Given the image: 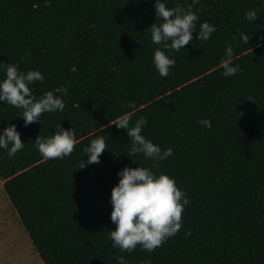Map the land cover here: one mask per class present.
I'll return each mask as SVG.
<instances>
[{
    "label": "trees",
    "instance_id": "trees-1",
    "mask_svg": "<svg viewBox=\"0 0 264 264\" xmlns=\"http://www.w3.org/2000/svg\"><path fill=\"white\" fill-rule=\"evenodd\" d=\"M161 2L192 4L198 17L179 52L152 43L155 0H0V81L8 63L37 70L44 80L33 95L52 91L65 103L25 126L21 110L0 101V132L14 124L24 141L12 157L0 148V177L44 264H118L121 255L127 264H264V0ZM252 9L255 21L245 16ZM204 21L216 31L200 41ZM228 44L241 70L226 77ZM156 48L176 61L167 77L153 64ZM124 114L133 125L145 117L141 134L173 155L127 156L131 138L110 123ZM59 124L74 131L75 149L45 160L35 138ZM97 137L107 146L101 163L77 168ZM126 166L169 175L190 201L181 229L152 252L112 247L111 190Z\"/></svg>",
    "mask_w": 264,
    "mask_h": 264
},
{
    "label": "clouds",
    "instance_id": "clouds-1",
    "mask_svg": "<svg viewBox=\"0 0 264 264\" xmlns=\"http://www.w3.org/2000/svg\"><path fill=\"white\" fill-rule=\"evenodd\" d=\"M198 2L199 0H192L193 4ZM154 9L159 23H153L149 27L153 44L163 45L164 49L179 52L192 42L198 19L192 11V4L185 9L180 5L167 7L161 0H155ZM245 16L248 20L255 21L257 10H249ZM215 31L214 25L204 21L200 24L196 39L207 41ZM240 39L245 44H249V35L240 33ZM233 40H236L235 36ZM233 55V47L228 44L225 58L220 62V67L223 69L222 74L226 77L234 76L241 70L239 65L233 66ZM175 63L176 61L169 58L161 48L154 50L153 64L162 77L169 75V70L175 66ZM43 80L44 76L37 70L24 73L20 72L15 64L6 65V76L0 81V101L21 110L19 116L23 118L25 126L40 121V117L46 112L63 111L65 108L63 99L54 95L52 91L45 92L39 99L33 95L30 85L36 81L43 82ZM56 91L67 94L68 90L60 88ZM126 106L134 110L135 102L130 101ZM242 114L239 113V115ZM110 123L119 129L126 130L131 138L132 147L127 155L130 158L143 154L155 162L173 155L171 148L162 151L158 145L141 134L143 127L147 124L145 117L141 116L133 125L131 114H124ZM198 123L208 129L212 127L209 119H201ZM76 143L74 131L66 130L60 124L57 125V130L53 135L46 138L38 135L35 138V146L45 160L63 159L70 156ZM23 147L24 141L16 125H9L0 132V148L6 149L9 157L15 155ZM106 149L103 137L93 139L83 149L88 155L87 162L83 159L77 168L83 169L86 164H100V157ZM153 166L158 168L159 164L154 163ZM117 174L120 179L111 190L110 219L116 225L115 230L109 231L112 247L118 248L121 252L131 253L139 245L143 250L152 252L181 229L184 206L190 201L177 187L175 180L167 174L156 175L149 168L140 166L135 168L126 166ZM186 235H191V232H187ZM116 259L118 264H127L122 255L117 256Z\"/></svg>",
    "mask_w": 264,
    "mask_h": 264
},
{
    "label": "crops",
    "instance_id": "crops-1",
    "mask_svg": "<svg viewBox=\"0 0 264 264\" xmlns=\"http://www.w3.org/2000/svg\"><path fill=\"white\" fill-rule=\"evenodd\" d=\"M3 186L4 180L0 177V256H9L17 264H32L35 251L39 257L40 254ZM16 217L20 221L18 226L13 222Z\"/></svg>",
    "mask_w": 264,
    "mask_h": 264
},
{
    "label": "rangeland",
    "instance_id": "rangeland-1",
    "mask_svg": "<svg viewBox=\"0 0 264 264\" xmlns=\"http://www.w3.org/2000/svg\"><path fill=\"white\" fill-rule=\"evenodd\" d=\"M3 190H5L4 186H3ZM13 222L15 226L20 225V221L18 217H16V220H13ZM36 254L37 253L35 251V258L33 259L32 264H44V261ZM0 264H17V263L14 262L13 258H9V256H0Z\"/></svg>",
    "mask_w": 264,
    "mask_h": 264
}]
</instances>
